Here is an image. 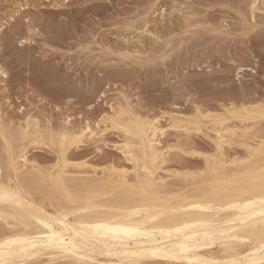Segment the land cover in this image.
<instances>
[{"label": "bare ground", "instance_id": "obj_1", "mask_svg": "<svg viewBox=\"0 0 264 264\" xmlns=\"http://www.w3.org/2000/svg\"><path fill=\"white\" fill-rule=\"evenodd\" d=\"M250 10L254 21L255 11L264 12V0H253ZM61 19L59 23L64 20V18ZM36 20L41 19L37 17ZM201 20L200 18L191 20L190 17H184L183 21L186 23H181L179 20L177 23L175 21L172 23L171 19L170 25L162 24V33L168 35L169 38V34L175 33L174 27L182 30L192 28ZM143 21V26L140 24L142 27L138 29H142V34H147L146 38L163 39V34L158 36L159 34L154 32L155 30L152 31L153 24L152 27L150 25L152 29H149V20L143 18ZM135 26L130 25L129 28L138 31ZM38 30L34 26H28L26 31L31 38L22 40L21 44L32 43L35 36H40ZM169 44V41H166L165 44L157 45L155 53L162 54V58L166 57L165 49L169 47ZM165 66L168 68L167 64ZM167 83L169 84V82ZM172 89L175 90L174 86ZM240 94L245 93L241 92ZM227 96L230 98V94ZM68 97L66 103L73 104V99ZM258 99L261 104L260 98ZM244 101L242 99V102ZM255 101L257 102V99L252 102ZM125 102L127 103V101ZM119 103L121 102L116 103L118 107L114 108V115L103 121L105 124H110V127L105 125L108 129L121 132L124 135L123 152L134 168L135 177L132 181L129 179V169L127 171L125 168L124 170H122L123 168L120 170L118 168L102 169L103 171L99 172L103 176L97 177L98 170L94 168L92 170L94 175L89 176L92 174L91 169H87L90 168L87 167L89 164L75 162L76 165H72L74 167L72 169L79 170L73 172L71 169L70 171L71 165L66 157L67 151L72 148L74 150L82 149L87 144V135L93 134L92 124L89 122L87 127L84 129L81 127L79 132L77 130L75 132V129L71 130L73 126H69L71 128L69 131L65 125V128L63 127L57 134L47 132L49 137L46 138L47 133L43 132L44 128L39 127L38 119L32 120L33 118L30 117L25 125L19 126L17 138L12 140L9 137V130L0 119V137L3 141L1 144L4 143L3 146H0L4 155V160L1 156L2 161H0V264H264V134L262 137L260 136L259 141L257 140L258 143L252 145L250 141L254 138L255 141L256 137H259L258 134L263 132L249 133L248 129L238 132L227 126L228 124L226 125V122L231 120H239L240 123L252 121L257 124L258 121H261L260 119H263L264 122V104L263 106L256 104L252 106L253 103L250 104V102L251 106L242 104L239 107L233 101L230 106L228 104L224 108L223 105L225 113L221 115L213 111L217 108L213 110L209 108L215 116L210 117L205 114L202 116L203 113L198 109L197 115L191 119L172 118L175 130L180 129L182 132L189 133L192 130L201 132L204 126L203 120L206 118H211L209 123L213 127L219 126L220 130L217 131L218 135L216 134L214 140L216 152L213 150L215 153L213 152L212 156L205 157V168H201L202 170L197 172H192L193 168H187L191 171L179 172L180 170H176L171 172L168 170L171 167H168L167 178H175L170 181L164 177L166 175H159L160 171L166 172L164 169L167 168V166H162L165 164V152L167 151L163 152L164 149L162 151L157 145L160 137L165 133L164 130L162 127L160 129L155 120L144 121L148 118L147 115L143 120L142 114L139 117V114H135L129 107L127 108V105L123 107L122 103ZM130 103L129 105H131ZM221 103L218 105L220 106ZM175 106L177 108V105ZM176 108L174 107V109ZM220 109L222 110L221 107ZM190 110L192 111V109ZM218 111L216 110V112ZM193 112L196 111L193 110ZM187 115L189 114L187 113ZM249 123L251 124V122ZM235 126L237 127L236 124ZM97 133H99V129ZM208 134L210 133L208 132ZM54 135L59 137L58 142L54 141ZM91 137L90 140L93 138ZM213 137L212 134L211 138ZM95 139L98 140L97 137ZM31 144L57 151L58 158H54L57 159V163L53 166L50 164L51 167H44L28 160L29 157L26 158L25 151ZM233 144L244 148L247 157L242 156L244 158L237 157L228 160L225 148ZM184 146L188 145L184 144ZM189 146L192 147L190 144ZM190 147L188 149H191ZM166 148L168 149V146ZM172 150L171 152H173ZM229 150L231 149L229 148ZM195 153L197 152L190 154L194 155ZM232 155L229 158L236 157ZM191 160L195 161L192 158ZM19 161L22 164L18 167ZM43 161L47 162L44 159ZM73 163L74 161H72ZM179 167L181 168V166ZM130 172L132 173V171ZM134 175L131 174V176Z\"/></svg>", "mask_w": 264, "mask_h": 264}, {"label": "rangeland", "instance_id": "obj_2", "mask_svg": "<svg viewBox=\"0 0 264 264\" xmlns=\"http://www.w3.org/2000/svg\"><path fill=\"white\" fill-rule=\"evenodd\" d=\"M252 1L0 0V119L9 130V137L12 140L17 138L19 126L25 125L30 117L33 118L32 120L38 119L39 127L44 128L42 129L43 132L53 134L59 133L63 127L65 128V125L69 131L72 128L71 130L75 129V132L76 130L79 132L81 127L84 129L89 122L92 124L93 136L87 135V144L79 149L80 151L73 148L67 151L66 157L71 165L69 167L70 171L74 168L72 165H76L75 162L77 164L80 162V164L93 165L92 167L87 166L90 167L87 169H91L92 173L89 176L94 175L92 170L95 168L98 170L97 177H102L103 175L100 172L106 168H118V170L121 168L124 170L125 168L127 171L129 169V179L132 181L135 177L134 168L123 152L124 135L121 132L108 129L110 124H105L103 121L114 115L115 109L118 107L116 103L120 101L122 104H119L123 107L127 105V108L129 107L135 114H139V117L142 114L141 118L143 120L147 115L148 118L144 121L155 120L160 129L162 127V130H164L165 133L160 137L164 142L162 143L159 139L157 145H159V149H164L163 152L167 151L165 152V164L162 165L167 166V168L164 169L166 172L160 171L159 175H168V170L171 172L176 170H180L179 172H184L183 170L191 171L189 169L192 168V172L202 170L205 168V157L212 156L216 152L214 140L217 131L220 130L219 126L213 127L209 123L211 118H206L203 120L204 126L201 132L192 130L189 134L182 132L180 129L175 130L172 118L191 119L197 115L198 109L203 113L202 116L205 114V116L213 117V115L215 116L214 112L221 115L225 113L224 108L227 107L226 105L229 104L228 106H230L233 101L239 107L242 104L251 106L252 103V106H255L254 104L263 106L264 12L255 11L253 21L252 11L250 10ZM37 17L41 20H36ZM184 17H190L191 20L194 18L202 20L195 27L193 26V29L184 28L182 30L174 27L173 31L175 33L169 34V38L168 35L162 33L163 25H170L169 21L171 19L173 20L172 23H177L178 20L181 23H186L183 21ZM51 18L54 20L53 22ZM59 18H64L61 21L62 24L59 23ZM143 18L150 21L149 29H152L151 27L154 25L152 31L155 30L154 32H157L158 36L163 34V39L158 37H154L157 40L154 38L153 40L151 37L148 39L146 38L147 34H142V29L138 28L143 26ZM30 25L39 29L42 38L35 36L34 40L29 39L32 43L22 45L21 41L28 40L27 38L30 37L26 31ZM130 25H136L138 31L131 30ZM61 40L64 41L61 42ZM166 41H169L170 44L165 49L167 52L166 57L164 56L163 59L162 54L155 53V51H157V45L165 44ZM196 42L200 45L198 46ZM137 50L141 52L138 53ZM134 56L136 57L133 58ZM165 64L168 65V68ZM190 73L192 74L190 75ZM173 86L175 90L172 89ZM186 90L188 93H186ZM241 92L245 94H240ZM174 93L177 94L174 95ZM229 94L230 98L227 96ZM248 94L255 99L249 98ZM67 97L73 99V104L66 103ZM226 97L229 99L228 101H226ZM258 98H260L261 104ZM242 99L243 101L246 99L245 103L242 102ZM253 99H257V102H252ZM236 100L239 102H236ZM125 101L127 103L128 101L131 102L130 104L133 106ZM200 102L202 103L198 105ZM219 103H221L220 106ZM181 107H184V109ZM209 108L211 110L217 108L216 110L219 111L213 110V112ZM193 110L196 112H193ZM110 112L111 114H109ZM210 113L211 115H208ZM260 120L257 124L252 123V121L240 123L239 120H231L226 122V125L228 124L227 126L236 129L238 132L247 129L249 133L263 132L259 133L260 135L257 133L259 137H256L255 141V138L250 141V144L253 145L258 143L257 140L259 141L264 134V125H262L264 122L263 119ZM67 122L70 124L68 125ZM69 126L73 127L70 128ZM97 128L99 133H97ZM106 129L108 131L102 133ZM204 130L207 132H203ZM48 133L45 135L46 138L49 137L47 136ZM202 133L205 134L201 135ZM211 133L214 135L213 138H211ZM192 134L195 135L192 136ZM94 137H97L98 140ZM54 139L55 142L59 141V137L55 135ZM94 139L97 141L96 143ZM2 142L0 137V146L4 145V143L1 144ZM184 144L188 146L190 144L191 149H188L189 147L184 146ZM166 146H168V149ZM240 148L237 144L226 146L225 155L228 160L247 157L246 150ZM48 149L31 144L27 149L29 152L25 151L26 158L29 157L28 160L39 166L51 167V165L57 163V159L54 158H58V154L57 151ZM193 152H197L194 154L195 156L190 154ZM229 154L236 157L232 155L233 157L229 158L231 156H228ZM1 159L4 160V155L0 147V161H2ZM43 159L49 163L44 162ZM20 161L18 167L23 163V161H21L22 163ZM72 161L75 164H72ZM168 167H171V169H168ZM76 170L79 169H72L73 172H77ZM131 174L134 176H131ZM167 175L164 176L166 179L170 181L175 179L167 178Z\"/></svg>", "mask_w": 264, "mask_h": 264}]
</instances>
